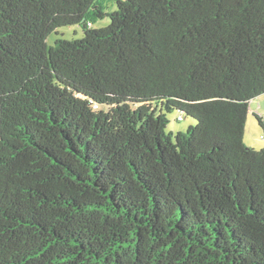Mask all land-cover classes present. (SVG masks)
<instances>
[{"label": "trees", "instance_id": "1", "mask_svg": "<svg viewBox=\"0 0 264 264\" xmlns=\"http://www.w3.org/2000/svg\"><path fill=\"white\" fill-rule=\"evenodd\" d=\"M108 3L0 0V264H264V0Z\"/></svg>", "mask_w": 264, "mask_h": 264}, {"label": "rangeland", "instance_id": "2", "mask_svg": "<svg viewBox=\"0 0 264 264\" xmlns=\"http://www.w3.org/2000/svg\"><path fill=\"white\" fill-rule=\"evenodd\" d=\"M108 8L107 11H115L117 8V0H108ZM111 18L106 17L103 20H96L93 22L92 27L95 29H100L106 27L110 23ZM84 30L80 25H75L73 27H61L56 32L48 35L47 43L49 47L54 46L57 40L64 39V40H74V39H81L84 36ZM256 101V102H255ZM255 102L257 105L261 102L264 103V95L255 98L252 102L249 103V108L252 110V103ZM249 110V116L247 117L246 122V132L244 133V141L248 147H252L255 149H262L264 148V128L261 126L259 120L257 119L260 116L261 121L264 124V108L259 110V113L254 114ZM261 113V114H260ZM184 114L180 111H174L171 114H166L168 118V124L165 131L169 134H176L178 132H187L189 128L193 125H196V120L191 117H186L185 114L183 115L184 119L182 121H178V116Z\"/></svg>", "mask_w": 264, "mask_h": 264}, {"label": "crops", "instance_id": "3", "mask_svg": "<svg viewBox=\"0 0 264 264\" xmlns=\"http://www.w3.org/2000/svg\"><path fill=\"white\" fill-rule=\"evenodd\" d=\"M255 102L252 103V110L250 111L254 114H257L259 113V110H262V108H264V103L261 102L260 104L257 105Z\"/></svg>", "mask_w": 264, "mask_h": 264}, {"label": "built area", "instance_id": "4", "mask_svg": "<svg viewBox=\"0 0 264 264\" xmlns=\"http://www.w3.org/2000/svg\"><path fill=\"white\" fill-rule=\"evenodd\" d=\"M262 118L264 119V116H263ZM183 119H184V118H183L182 115L178 117V120H179V121H182Z\"/></svg>", "mask_w": 264, "mask_h": 264}]
</instances>
